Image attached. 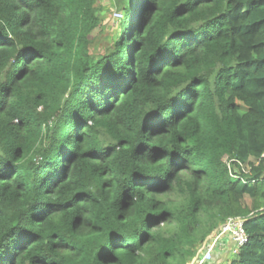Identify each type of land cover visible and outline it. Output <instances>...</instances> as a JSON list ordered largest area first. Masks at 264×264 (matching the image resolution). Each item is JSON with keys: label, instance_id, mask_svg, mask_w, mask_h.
I'll use <instances>...</instances> for the list:
<instances>
[{"label": "trees", "instance_id": "trees-1", "mask_svg": "<svg viewBox=\"0 0 264 264\" xmlns=\"http://www.w3.org/2000/svg\"><path fill=\"white\" fill-rule=\"evenodd\" d=\"M98 1L0 0V264H264V0Z\"/></svg>", "mask_w": 264, "mask_h": 264}, {"label": "built area", "instance_id": "built-area-1", "mask_svg": "<svg viewBox=\"0 0 264 264\" xmlns=\"http://www.w3.org/2000/svg\"><path fill=\"white\" fill-rule=\"evenodd\" d=\"M248 242L249 236L245 229V220L243 218H228L207 237L199 253L188 264H213L215 254L229 244H232V254L237 257Z\"/></svg>", "mask_w": 264, "mask_h": 264}, {"label": "rangeland", "instance_id": "rangeland-1", "mask_svg": "<svg viewBox=\"0 0 264 264\" xmlns=\"http://www.w3.org/2000/svg\"><path fill=\"white\" fill-rule=\"evenodd\" d=\"M115 1L116 0H99L97 2V7L103 9V12L100 14L103 22L100 28L96 30L90 37L91 49L94 54H106L108 50H112L110 48L113 47V44L116 40V36L121 32L120 25L122 20L125 19V13L119 11L118 5ZM126 23L127 16L125 24ZM224 162L230 164V160L227 158ZM244 169L246 170L247 167L244 166ZM210 234H212V232ZM204 242L202 243V245L204 244ZM202 245H199V247L197 248L196 255L199 253V250Z\"/></svg>", "mask_w": 264, "mask_h": 264}, {"label": "crops", "instance_id": "crops-1", "mask_svg": "<svg viewBox=\"0 0 264 264\" xmlns=\"http://www.w3.org/2000/svg\"><path fill=\"white\" fill-rule=\"evenodd\" d=\"M232 244L227 245L220 252H217L214 257L213 264H231L233 259H235L234 255L231 252Z\"/></svg>", "mask_w": 264, "mask_h": 264}, {"label": "bare ground", "instance_id": "bare-ground-1", "mask_svg": "<svg viewBox=\"0 0 264 264\" xmlns=\"http://www.w3.org/2000/svg\"><path fill=\"white\" fill-rule=\"evenodd\" d=\"M237 218H239V217H237ZM235 257V256H234Z\"/></svg>", "mask_w": 264, "mask_h": 264}]
</instances>
